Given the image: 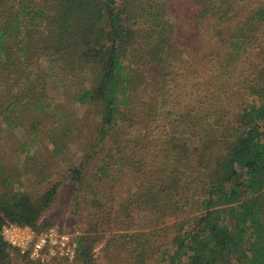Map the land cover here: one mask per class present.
I'll return each instance as SVG.
<instances>
[{"label": "trees", "instance_id": "1", "mask_svg": "<svg viewBox=\"0 0 264 264\" xmlns=\"http://www.w3.org/2000/svg\"><path fill=\"white\" fill-rule=\"evenodd\" d=\"M218 1L208 0L202 13L224 22L213 27V47L199 50L201 74L187 96L181 83L191 78L182 65L190 60L179 54V30L150 0H46L37 30L24 32L19 21L11 29L24 33L17 43L22 54L33 51L72 75L92 73L91 86L77 95L97 107L100 121L91 151L69 170L71 183L87 194L106 180L117 183L127 164L136 175V189L118 209L91 199L98 209L90 211L73 264H100L101 242L119 264H264V58L250 61L247 76L227 72L247 52L264 51V7L248 20L227 22L240 9L235 0ZM154 27L161 29L152 39ZM8 39L0 29V56ZM45 69L35 70L36 77L30 72L31 82L44 78L26 88L37 107H44ZM196 86V101H184ZM58 187L36 196L0 191V264H45L9 244L2 226L44 228L40 217L53 206ZM146 210L151 228L133 232L136 212ZM177 216L174 224L160 225Z\"/></svg>", "mask_w": 264, "mask_h": 264}, {"label": "rangeland", "instance_id": "2", "mask_svg": "<svg viewBox=\"0 0 264 264\" xmlns=\"http://www.w3.org/2000/svg\"><path fill=\"white\" fill-rule=\"evenodd\" d=\"M146 1L144 0V3ZM207 1L203 0V5L200 6L196 0H150V3L164 11L163 21L168 25L172 23L174 32L179 30V54L190 60L189 64L186 62L182 65L184 73L191 78H184L181 83L183 96L187 94L190 83L201 74V66L196 63L199 50L210 44L213 47L218 39V36L211 39L214 34L213 27L224 22L210 12L202 13ZM214 4L219 6L221 2L214 0ZM232 4L240 9L239 16L227 22L250 19L253 9L257 11L264 7V0H235ZM44 7L46 0H0V29L9 37L4 43L6 54L9 55L2 53L0 56V191L19 190L36 196L57 183V198L53 206L42 214L39 224L66 230L75 235L80 243V238L86 234L90 225V211L98 209L91 199L100 198V202L105 201L107 205L118 209L126 194L136 189V175L127 164L117 183L113 184L110 180L100 183L96 194H84L71 183L69 170L79 165L83 156L91 151L100 119L96 115L97 107L82 103L77 95L81 89L91 86L89 82L92 73L86 70L82 73L80 70L72 75L69 69H66V72L59 69L57 62L51 65L48 63L50 59H38L33 51L24 55L18 50L17 43L23 39L24 33H14L11 29L15 28L16 22L19 21L22 31L37 30L35 28L45 22L40 12ZM160 29L154 27L152 39L159 36ZM261 36V41L264 42V31L259 37ZM26 39L27 37L24 43ZM250 53L247 52L248 55L234 61L227 71L228 75H236L243 70V74L247 76L252 71L250 61L253 60L252 64L260 63L264 58V51ZM43 66H46L44 73L47 91L42 102L44 107H37L35 104L38 100L31 101L26 96V88L30 84L35 85L43 81L42 74L35 82H31L32 77H29L30 72L31 76L36 77L35 70H42ZM220 86L221 84H218L213 89L218 91ZM235 88L230 82L228 91L232 92ZM140 93L145 92L140 90ZM198 97L199 87L196 86L193 94L189 95L187 100L184 98V101L195 102ZM218 105L224 106L220 102ZM123 132L125 135V131L121 133ZM151 220L149 210L136 212L133 232L149 230L151 227L148 224L150 225ZM178 220V216L168 217L160 225H172ZM104 245L105 243L101 242L96 248L101 258L99 263L119 264L110 254L103 251ZM62 258L51 256L44 260L29 259L40 260L45 264H73L75 260ZM26 261L28 260H17L15 264H29Z\"/></svg>", "mask_w": 264, "mask_h": 264}, {"label": "built area", "instance_id": "3", "mask_svg": "<svg viewBox=\"0 0 264 264\" xmlns=\"http://www.w3.org/2000/svg\"><path fill=\"white\" fill-rule=\"evenodd\" d=\"M2 235L9 244L33 259L44 260L54 256L74 260L78 254L77 237L57 226L38 230L28 225L5 223Z\"/></svg>", "mask_w": 264, "mask_h": 264}]
</instances>
